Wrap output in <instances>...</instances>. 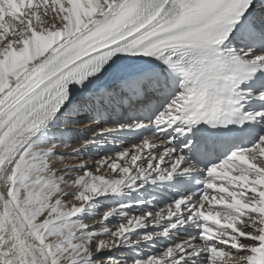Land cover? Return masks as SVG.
Masks as SVG:
<instances>
[{
  "label": "snow or ice",
  "instance_id": "obj_1",
  "mask_svg": "<svg viewBox=\"0 0 264 264\" xmlns=\"http://www.w3.org/2000/svg\"><path fill=\"white\" fill-rule=\"evenodd\" d=\"M0 264H264V0H0Z\"/></svg>",
  "mask_w": 264,
  "mask_h": 264
},
{
  "label": "bare ground",
  "instance_id": "obj_2",
  "mask_svg": "<svg viewBox=\"0 0 264 264\" xmlns=\"http://www.w3.org/2000/svg\"><path fill=\"white\" fill-rule=\"evenodd\" d=\"M84 125L74 128V130H73V136L75 137V140H79V138L80 139H84V140H91L92 139L91 137H94L95 138V134H97L99 132V129H97V130L94 129L93 130V129H90V128L84 126ZM84 132L86 134H84ZM84 136H86V137H84ZM78 144H79V142H78ZM98 154H102L101 153V150H100V147L97 146V145H92L89 149L86 150L83 159L85 161H87L88 163H91L92 160L94 158H96ZM149 189H148V191H149ZM132 196H133V198H135L136 197V194L133 193ZM157 247H160V246L157 245ZM148 251H149L148 249H144V252L145 253H147Z\"/></svg>",
  "mask_w": 264,
  "mask_h": 264
},
{
  "label": "rangeland",
  "instance_id": "obj_3",
  "mask_svg": "<svg viewBox=\"0 0 264 264\" xmlns=\"http://www.w3.org/2000/svg\"><path fill=\"white\" fill-rule=\"evenodd\" d=\"M79 132V131H78ZM78 143L76 144V143H72V148H76V147H78ZM60 151H63V148H61V149H59ZM69 151H71V149H69ZM102 210H107V206H105Z\"/></svg>",
  "mask_w": 264,
  "mask_h": 264
}]
</instances>
